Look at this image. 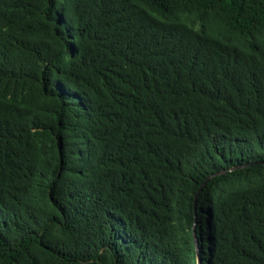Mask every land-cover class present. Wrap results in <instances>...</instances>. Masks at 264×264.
<instances>
[{
    "label": "trees",
    "instance_id": "16d2710c",
    "mask_svg": "<svg viewBox=\"0 0 264 264\" xmlns=\"http://www.w3.org/2000/svg\"><path fill=\"white\" fill-rule=\"evenodd\" d=\"M199 262L264 264V0H0V264Z\"/></svg>",
    "mask_w": 264,
    "mask_h": 264
},
{
    "label": "water",
    "instance_id": "95a60500",
    "mask_svg": "<svg viewBox=\"0 0 264 264\" xmlns=\"http://www.w3.org/2000/svg\"><path fill=\"white\" fill-rule=\"evenodd\" d=\"M225 173H226V172H225ZM222 174H224V173H222ZM219 175H221V174H219ZM217 176H218V175H214V176L210 177V178L207 180V182L202 186V188L200 189L199 193L197 194V196H196V198H195V204H194V212H195V214L197 213V209H198V198H199L200 194L202 193L203 189L206 187V184H207L208 182H210L211 180H213L214 178H216ZM199 264H202V263L199 262Z\"/></svg>",
    "mask_w": 264,
    "mask_h": 264
},
{
    "label": "rangeland",
    "instance_id": "374dc122",
    "mask_svg": "<svg viewBox=\"0 0 264 264\" xmlns=\"http://www.w3.org/2000/svg\"><path fill=\"white\" fill-rule=\"evenodd\" d=\"M202 188V187H201Z\"/></svg>",
    "mask_w": 264,
    "mask_h": 264
}]
</instances>
